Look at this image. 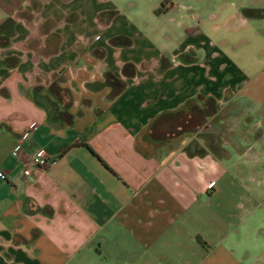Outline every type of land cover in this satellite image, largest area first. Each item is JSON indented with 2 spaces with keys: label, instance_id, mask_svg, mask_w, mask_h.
<instances>
[{
  "label": "crops",
  "instance_id": "obj_1",
  "mask_svg": "<svg viewBox=\"0 0 264 264\" xmlns=\"http://www.w3.org/2000/svg\"><path fill=\"white\" fill-rule=\"evenodd\" d=\"M176 7L0 0V264H264V76Z\"/></svg>",
  "mask_w": 264,
  "mask_h": 264
},
{
  "label": "rangeland",
  "instance_id": "obj_2",
  "mask_svg": "<svg viewBox=\"0 0 264 264\" xmlns=\"http://www.w3.org/2000/svg\"><path fill=\"white\" fill-rule=\"evenodd\" d=\"M144 3L153 4L157 14L165 12L166 4L175 3L177 7L170 14L180 21H189V28L203 31V36L212 42L215 49L230 56L236 64H240L241 61L237 60L242 58L241 68H245L246 78L254 80L255 77L264 76V70L260 73L261 68L264 69V0H144ZM239 16L248 21V26L243 24L233 30L234 21H237ZM211 25H218L215 31ZM247 33L250 35L249 39L246 37ZM244 34L250 43L247 50L251 56L250 61L245 63L241 43ZM256 120L257 115H251V126L258 123ZM237 127L234 125L231 130L237 131ZM255 130L264 131V121L261 120Z\"/></svg>",
  "mask_w": 264,
  "mask_h": 264
},
{
  "label": "built area",
  "instance_id": "obj_3",
  "mask_svg": "<svg viewBox=\"0 0 264 264\" xmlns=\"http://www.w3.org/2000/svg\"><path fill=\"white\" fill-rule=\"evenodd\" d=\"M17 149H19V147H17ZM41 162V159L39 156H33L31 158V164L32 165H38ZM23 175L26 179H28V177L31 176V165H27L24 169H23Z\"/></svg>",
  "mask_w": 264,
  "mask_h": 264
}]
</instances>
